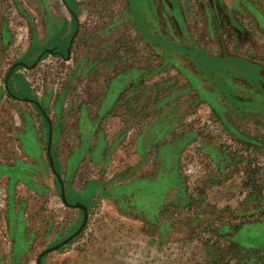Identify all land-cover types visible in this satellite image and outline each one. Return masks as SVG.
<instances>
[{
    "label": "rangeland",
    "instance_id": "1",
    "mask_svg": "<svg viewBox=\"0 0 264 264\" xmlns=\"http://www.w3.org/2000/svg\"><path fill=\"white\" fill-rule=\"evenodd\" d=\"M78 202L41 264H264V0H0V264Z\"/></svg>",
    "mask_w": 264,
    "mask_h": 264
},
{
    "label": "water",
    "instance_id": "2",
    "mask_svg": "<svg viewBox=\"0 0 264 264\" xmlns=\"http://www.w3.org/2000/svg\"><path fill=\"white\" fill-rule=\"evenodd\" d=\"M52 51L53 50H47L48 53H50ZM22 65H25V64H22ZM51 142H52V131L50 132V141H49V146H48V154H49L50 161L53 164V161H52V158H51ZM58 178H59V180L61 182V177L59 175H58ZM61 186H62V199H63L64 202H66L65 190H64V186H63V183L62 182H61ZM74 207L82 209L84 211V213H85L86 220H85L83 226L81 227V229L77 233H75L69 239L65 240L63 243H61V244H59L57 246H54V247L46 250L43 254H41L40 257H39V259H38V264H41V261H42V259H43L44 256H46L47 254H49L51 252H54V251L62 248L63 246H65L66 244H68L71 240H73L75 237H77L82 232V230L85 227L86 222H87L88 210H87V207L84 204L80 203V202H78L77 204H75Z\"/></svg>",
    "mask_w": 264,
    "mask_h": 264
},
{
    "label": "crops",
    "instance_id": "3",
    "mask_svg": "<svg viewBox=\"0 0 264 264\" xmlns=\"http://www.w3.org/2000/svg\"><path fill=\"white\" fill-rule=\"evenodd\" d=\"M138 145H139V143H138ZM140 145H141V143H140ZM148 180V179H147ZM136 182V180H133V181H131V182H129L128 184H125V185H130L131 184V187H132V184H133V182ZM129 187V186H128ZM130 189V188H129Z\"/></svg>",
    "mask_w": 264,
    "mask_h": 264
},
{
    "label": "flooded vegetation",
    "instance_id": "4",
    "mask_svg": "<svg viewBox=\"0 0 264 264\" xmlns=\"http://www.w3.org/2000/svg\"><path fill=\"white\" fill-rule=\"evenodd\" d=\"M52 52H55V49H53V51ZM42 262V261H41ZM36 264H38V262L36 263Z\"/></svg>",
    "mask_w": 264,
    "mask_h": 264
}]
</instances>
